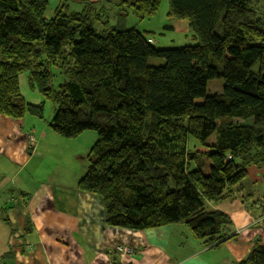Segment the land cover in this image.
<instances>
[{
    "label": "trees",
    "instance_id": "16d2710c",
    "mask_svg": "<svg viewBox=\"0 0 264 264\" xmlns=\"http://www.w3.org/2000/svg\"><path fill=\"white\" fill-rule=\"evenodd\" d=\"M72 1L78 11L61 2L48 20L47 0H0V116L42 119L20 93L26 72L56 105L53 133H96L76 188L100 198L106 226L175 225L208 248L233 238L228 217L206 204L229 199L248 168L264 169V0H165L196 41L171 49L125 28L129 11L144 20L161 0ZM50 67L64 76L57 90ZM217 79L221 93L207 94ZM189 137L205 150L190 151ZM254 204L261 237L238 264H264V197Z\"/></svg>",
    "mask_w": 264,
    "mask_h": 264
},
{
    "label": "crops",
    "instance_id": "0c3cea01",
    "mask_svg": "<svg viewBox=\"0 0 264 264\" xmlns=\"http://www.w3.org/2000/svg\"><path fill=\"white\" fill-rule=\"evenodd\" d=\"M38 120L0 116V210L10 207V226L0 218V264H120L117 245L132 247L130 264H238L260 239L254 202L264 197V169L248 168L229 199L206 204L230 220L225 232L233 238L216 247L175 225L113 228L104 223L100 198L76 188L86 170L78 166L83 158L63 153L69 143L55 141L49 125Z\"/></svg>",
    "mask_w": 264,
    "mask_h": 264
},
{
    "label": "rangeland",
    "instance_id": "374dc122",
    "mask_svg": "<svg viewBox=\"0 0 264 264\" xmlns=\"http://www.w3.org/2000/svg\"><path fill=\"white\" fill-rule=\"evenodd\" d=\"M48 5L45 10V18L51 19L54 17L56 8L59 2L65 4V8L71 11L74 7L72 0H47ZM125 28H134L139 32L147 33L146 36L150 37L153 41L152 45L156 49H171L179 48L182 46H193L196 41L192 39V32L190 31L186 21L176 20L168 17L167 15V4L165 0H161L158 11L155 15L146 18L144 20H139L130 11L125 19ZM156 63H161V60H155ZM51 76V89L57 90L59 84L64 81V76L58 72L56 67H50ZM19 89L24 101L31 105L41 106L43 117L39 119L41 125H49L54 116V111L56 105L45 99L37 90L35 85L33 86L29 82L28 74L26 72L21 73L18 78ZM223 81L220 79L209 81L207 84V94H220L222 90ZM29 117V116H27ZM231 121H239L237 119H225ZM140 123V121H138ZM246 124H250L251 120L242 121ZM220 123V122H218ZM57 140L61 143H69L63 153L70 154L71 157L81 156L83 159L78 161V166L83 165L85 168L87 165V155L90 148L92 147L94 141L96 140V133L92 131H87L82 133L79 137L74 139H67L55 135ZM216 140V134L213 133L207 140V145L214 144ZM76 145V146H74ZM188 148L190 151H204L205 147L197 143L192 137L188 138ZM82 150V153L79 151ZM83 154V155H82ZM208 167H205L207 171Z\"/></svg>",
    "mask_w": 264,
    "mask_h": 264
},
{
    "label": "built area",
    "instance_id": "2783aa9c",
    "mask_svg": "<svg viewBox=\"0 0 264 264\" xmlns=\"http://www.w3.org/2000/svg\"><path fill=\"white\" fill-rule=\"evenodd\" d=\"M151 43V40H148ZM29 141L33 142L34 137L29 136ZM115 254L120 264H130V259L134 256V250L128 245H117L115 247Z\"/></svg>",
    "mask_w": 264,
    "mask_h": 264
}]
</instances>
